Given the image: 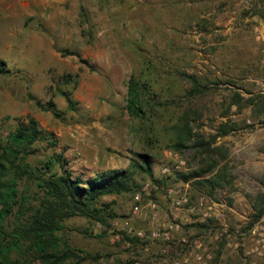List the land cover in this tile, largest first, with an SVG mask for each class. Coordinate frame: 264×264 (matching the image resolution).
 I'll use <instances>...</instances> for the list:
<instances>
[{
	"label": "rangeland",
	"instance_id": "374dc122",
	"mask_svg": "<svg viewBox=\"0 0 264 264\" xmlns=\"http://www.w3.org/2000/svg\"><path fill=\"white\" fill-rule=\"evenodd\" d=\"M243 16L239 0H0V139L30 116L55 140L34 146L31 167L61 153L73 178L127 170L136 187L102 196V221L63 220L80 264H264V213L251 219L264 207V26ZM131 76L150 86L143 117L124 110ZM182 121L207 150L171 148Z\"/></svg>",
	"mask_w": 264,
	"mask_h": 264
},
{
	"label": "trees",
	"instance_id": "16d2710c",
	"mask_svg": "<svg viewBox=\"0 0 264 264\" xmlns=\"http://www.w3.org/2000/svg\"><path fill=\"white\" fill-rule=\"evenodd\" d=\"M83 32L80 31V34L83 35ZM77 58L90 71L95 70L93 65L78 56ZM8 73L4 63L0 61V74ZM61 80L64 84L69 83L70 76L65 75ZM149 90V83L145 79L129 77L124 110L130 117L144 116L142 107ZM58 93L63 96L67 108L74 110L69 93ZM34 104L40 110L50 111L57 116L51 105L43 108L36 100ZM174 132L176 138L171 143L172 149L180 151L192 139V149H208V145L203 143L199 135L191 133L188 123L182 121L174 128ZM39 142H45L51 148L55 147L53 134L42 130L30 116L19 120L13 130L7 132L3 140L0 139V264H28L33 261L41 264H63L66 260H74L75 264H80L83 258L76 255L74 249L58 236L63 229V220L80 216L102 221L101 209L95 206L97 201L102 196L128 193L136 187L127 170L111 169L91 178H73L61 153H52L40 168L31 167L28 159ZM133 158L131 168L151 178L149 157L143 153H134ZM55 167L58 171H55ZM177 176L182 181H187L199 175L194 172ZM167 179L169 177H164L163 181ZM29 181L37 188L33 195L26 189L25 183ZM151 181L154 184L160 182ZM259 197L260 200L264 198L262 195L257 198ZM103 207L106 209L107 205ZM252 209L251 219L256 221L264 213V207L254 203ZM12 255L14 258H11Z\"/></svg>",
	"mask_w": 264,
	"mask_h": 264
},
{
	"label": "crops",
	"instance_id": "0c3cea01",
	"mask_svg": "<svg viewBox=\"0 0 264 264\" xmlns=\"http://www.w3.org/2000/svg\"><path fill=\"white\" fill-rule=\"evenodd\" d=\"M239 7L243 16V21L251 25H259V30L264 26V18L260 15H264V0H239ZM256 27V26H255Z\"/></svg>",
	"mask_w": 264,
	"mask_h": 264
},
{
	"label": "built area",
	"instance_id": "2783aa9c",
	"mask_svg": "<svg viewBox=\"0 0 264 264\" xmlns=\"http://www.w3.org/2000/svg\"><path fill=\"white\" fill-rule=\"evenodd\" d=\"M166 171H167V169H163V172H166ZM169 193L171 194V193H173V191L169 190ZM181 200L183 202H185L184 198H182ZM135 211H137V206L133 207V212H135ZM168 228L172 229L171 226H169ZM174 228H176V226ZM168 236H169V232L168 231L160 233V232H158L156 230H151L150 233H149V237L152 240H160V239H165L166 240L168 238ZM136 237L137 238H142V234L140 232H137L136 233Z\"/></svg>",
	"mask_w": 264,
	"mask_h": 264
}]
</instances>
